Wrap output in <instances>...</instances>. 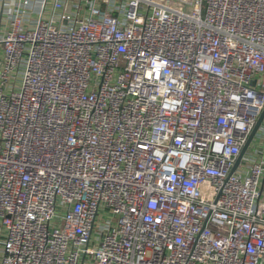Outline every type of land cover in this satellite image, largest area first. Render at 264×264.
Instances as JSON below:
<instances>
[{"label": "built area", "instance_id": "2783aa9c", "mask_svg": "<svg viewBox=\"0 0 264 264\" xmlns=\"http://www.w3.org/2000/svg\"><path fill=\"white\" fill-rule=\"evenodd\" d=\"M264 0H0V264H264Z\"/></svg>", "mask_w": 264, "mask_h": 264}, {"label": "water", "instance_id": "95a60500", "mask_svg": "<svg viewBox=\"0 0 264 264\" xmlns=\"http://www.w3.org/2000/svg\"><path fill=\"white\" fill-rule=\"evenodd\" d=\"M263 117H264V108H263V110H262L260 116L258 117L256 123L254 124V126H253V128H252V130H251V132H250V134H249V136H248V139H247V142H246L245 146L241 149V152L239 153V155H238V157H237V159H236V161H235V165L239 162L240 157H241L242 154L244 153L247 144L250 142V140L253 138L254 134L257 132V130H258L259 126H260V123H261Z\"/></svg>", "mask_w": 264, "mask_h": 264}, {"label": "rangeland", "instance_id": "374dc122", "mask_svg": "<svg viewBox=\"0 0 264 264\" xmlns=\"http://www.w3.org/2000/svg\"><path fill=\"white\" fill-rule=\"evenodd\" d=\"M264 192V191H263Z\"/></svg>", "mask_w": 264, "mask_h": 264}]
</instances>
